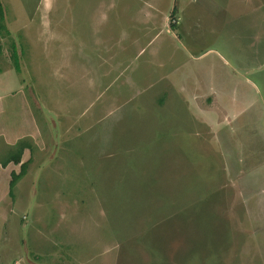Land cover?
<instances>
[{
    "label": "rangeland",
    "instance_id": "obj_1",
    "mask_svg": "<svg viewBox=\"0 0 264 264\" xmlns=\"http://www.w3.org/2000/svg\"><path fill=\"white\" fill-rule=\"evenodd\" d=\"M0 5V264H264V0Z\"/></svg>",
    "mask_w": 264,
    "mask_h": 264
},
{
    "label": "trees",
    "instance_id": "obj_2",
    "mask_svg": "<svg viewBox=\"0 0 264 264\" xmlns=\"http://www.w3.org/2000/svg\"><path fill=\"white\" fill-rule=\"evenodd\" d=\"M5 29L6 28L4 24L3 11L0 5V31H4ZM7 32L8 31L5 30V33ZM10 46H11L10 58L12 60L13 67L16 72H19L20 69H19V61H18L16 46L14 43H11ZM25 149H30V146H28V144L24 142H19L18 144H16L13 150L7 152V154L0 159V168H6L10 163L14 165H20V172L18 174H16L15 172H11V180L9 182L10 197L13 196V188L15 187L17 181L26 173V167L28 162L21 163V157Z\"/></svg>",
    "mask_w": 264,
    "mask_h": 264
},
{
    "label": "crops",
    "instance_id": "obj_3",
    "mask_svg": "<svg viewBox=\"0 0 264 264\" xmlns=\"http://www.w3.org/2000/svg\"><path fill=\"white\" fill-rule=\"evenodd\" d=\"M8 76H9V74H8Z\"/></svg>",
    "mask_w": 264,
    "mask_h": 264
}]
</instances>
